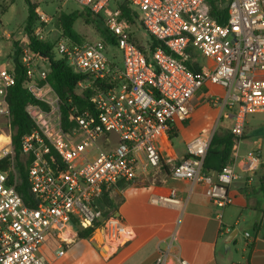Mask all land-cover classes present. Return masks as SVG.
Wrapping results in <instances>:
<instances>
[{
    "label": "built area",
    "instance_id": "obj_1",
    "mask_svg": "<svg viewBox=\"0 0 264 264\" xmlns=\"http://www.w3.org/2000/svg\"><path fill=\"white\" fill-rule=\"evenodd\" d=\"M94 15H102L113 0H73ZM138 12L144 29L159 40L149 60L130 40L128 24L116 8L104 20L114 46L100 39L81 45L61 38L54 46L72 71L85 77L79 86L96 81L90 107L72 109L75 125L65 130L60 98L47 82L49 69L30 48L27 34L16 40L26 68V88L35 102L25 106L34 130L23 138L22 153L31 159L28 185L35 202L27 205L18 192L11 135H0V264H45L41 248L50 234L68 243L73 229L94 228L101 218L96 201L120 182L133 183L161 165L160 139L194 113L192 100L205 86L223 95L209 102L220 117L232 120L234 159L249 116L264 113V0H231L228 18L219 23L210 0H126ZM41 20L46 17L41 14ZM36 37L43 40L40 31ZM10 37V34H5ZM120 51L121 68L110 58ZM202 61L199 72L190 65ZM15 83L11 68L0 67V118L10 119L7 96ZM95 89V88H94ZM212 136L199 135L187 143V157L172 169L175 178L204 186L205 196L220 211L233 204L229 187L261 164L247 153L242 170L229 164L213 178L204 168ZM13 173V176H11ZM157 206L182 210L183 201L172 189L151 198ZM104 244L117 249L133 232L118 216L103 222ZM250 233L246 237L250 238ZM153 264H192L161 251Z\"/></svg>",
    "mask_w": 264,
    "mask_h": 264
},
{
    "label": "crops",
    "instance_id": "obj_2",
    "mask_svg": "<svg viewBox=\"0 0 264 264\" xmlns=\"http://www.w3.org/2000/svg\"><path fill=\"white\" fill-rule=\"evenodd\" d=\"M2 57L0 53V67L6 68L9 63ZM204 88L206 91L198 92L197 103L192 102L196 107L192 118L175 128L176 138L182 137L184 147L176 148L171 143L173 138L167 135L158 142L160 166L167 165L169 173L161 168L153 179L149 178L154 169L133 183L120 182L104 191L96 202L101 213L118 216L126 223L133 232L131 240L117 249L104 244L105 249L99 250L94 246L97 239L103 240L96 232L98 228L89 238H80L78 230L73 229L66 244L50 234L41 248L45 264H153L161 251L192 264H264V113L248 117L239 157L234 159L237 169L242 170L244 156L255 152L261 164L252 173L243 172L242 178L229 187L234 199L229 207L220 211L205 196L203 185L179 180L172 174L173 167L185 158L190 140L214 134L207 133L220 117V109L201 106L200 102L211 95H223L224 91L211 85ZM197 110L198 117L194 119ZM201 113L211 116L210 121L202 120ZM209 173L215 178L218 172ZM172 189L183 201L182 210L151 203V198ZM236 229L238 234L227 246V239Z\"/></svg>",
    "mask_w": 264,
    "mask_h": 264
},
{
    "label": "trees",
    "instance_id": "obj_3",
    "mask_svg": "<svg viewBox=\"0 0 264 264\" xmlns=\"http://www.w3.org/2000/svg\"><path fill=\"white\" fill-rule=\"evenodd\" d=\"M224 1L226 3V6L222 7V3ZM230 1L231 0H210L212 5L211 13L219 23L226 22L228 18V4ZM27 3L29 16L27 19L25 31L30 40V48L37 55L43 58L44 61L47 62L49 68L47 82L51 84L60 98L63 127L68 131L75 125V122L72 119V109L81 112L84 109L90 107V98L94 94V91H97L96 88L106 89L110 85H108L107 83L96 81L94 85H92V88L83 91V93H78L77 88L79 87V83L83 81L85 77L74 73L66 63L65 59L56 58L54 46H52L51 43L40 40L36 37L34 26L39 20L36 13V7L33 6L28 0ZM115 4H117L116 8L121 12L122 17L126 19L129 26L137 23V21L139 20L144 29V26L140 19V15L128 1L116 0ZM83 9L85 10V15L89 19L102 17L101 15L97 16L92 14L86 8ZM77 14L78 13L60 15L56 21V25L63 33V38L68 39L72 43L81 45L84 42H82V39L76 30V24L79 18ZM145 32L149 35L148 41L150 46L148 53H146L136 44L130 32L129 38L150 60L153 53L157 49H164V45L159 40L151 36L146 30ZM100 34L103 37L101 39L108 44L112 46L116 44L115 38L112 37L105 28H100ZM194 57L198 60L197 62H194L192 65H190V68L194 72H199L201 69L200 65L202 64V59L198 55H195ZM11 60L13 61L11 62V71L15 76V83L9 89L7 101L10 110L9 127L12 131L11 137L13 144V161L15 165V172L19 179L17 186L18 192L22 195L26 204L31 206L35 202L34 196L32 195L28 185V171L31 159L22 153V142L23 138L26 135H29L34 130V124L26 114L25 106L28 103L35 101L29 93V90L26 88L27 72L26 68L21 63V50L18 47L17 43H15L12 50ZM220 120L221 122L226 121V119L224 118H221ZM169 136L171 138L176 137V131H171ZM233 146L234 140L232 132L230 130L222 134L217 132L214 133L207 151L206 158L204 160V168L209 172H220L223 167L234 163V157L232 153ZM169 151L171 152L170 148ZM186 157L187 154L185 158ZM161 168H163L162 171H164L165 173H169L167 165L159 166L157 169H155V172L150 173L149 178L153 179L155 177L156 171L161 170ZM11 176H13V173H11ZM145 184H148V181H146ZM136 185L140 186L139 184ZM95 208L97 211H99L96 204ZM100 214L101 218L105 216V219L113 216H106L101 212ZM101 226L103 227V223L98 221L94 228L88 230H78V236L80 238H89L93 236L95 230L97 228H101Z\"/></svg>",
    "mask_w": 264,
    "mask_h": 264
},
{
    "label": "rangeland",
    "instance_id": "obj_4",
    "mask_svg": "<svg viewBox=\"0 0 264 264\" xmlns=\"http://www.w3.org/2000/svg\"><path fill=\"white\" fill-rule=\"evenodd\" d=\"M33 6L36 7V13L38 15V21L34 26V30L40 31L43 40L55 46L57 42L63 38V33L59 30L56 25V21L58 17L62 14H73L78 13L79 17L76 24V30L80 35L82 42L84 43H92L103 38L100 34V28L104 29V20L112 15L113 11L116 9L115 1L113 0L110 5L104 10L102 13V17L89 19L85 15V10L75 1L73 0H28ZM225 1L222 3V7H225ZM44 15L46 20H41L40 16ZM29 16L28 11V3L27 0H0V53H2V59L6 61L8 66L6 68H11V51L14 48L16 40L20 38L22 35L26 34L25 27L27 23V19ZM128 31L132 34V38L136 42V44L143 49L146 53L149 50V35L145 32L139 20L137 23L129 26ZM5 34H10V37H6ZM56 58H59L56 55ZM110 58L114 59V61L122 68L123 67V58L122 53L118 50L112 51L110 53ZM202 61L205 62L204 59ZM39 70H48V65L46 61H40L38 64ZM91 88L89 86V82H85L82 86L80 85L77 88L78 93H83V91ZM199 91H206L203 87ZM198 91V92H199ZM196 93L193 103L196 104V98L199 97L200 94ZM201 106H207V108H214L209 102V97L205 98L200 102ZM195 107V105H194ZM196 108V107H195ZM205 113H201V119H205L206 121H210L211 116L204 115ZM198 115V110L196 111V116ZM205 122V121H204ZM194 124V123H193ZM192 124V125H193ZM199 122L196 124L198 125ZM232 121L227 119L226 121L221 122V120L216 119V123L214 124L213 129L209 130L207 134L220 133V129L226 131H231ZM11 135L12 131L9 127V121L3 118H0V135ZM172 145L176 148L184 147L182 142V137L173 138L171 140Z\"/></svg>",
    "mask_w": 264,
    "mask_h": 264
},
{
    "label": "water",
    "instance_id": "obj_5",
    "mask_svg": "<svg viewBox=\"0 0 264 264\" xmlns=\"http://www.w3.org/2000/svg\"><path fill=\"white\" fill-rule=\"evenodd\" d=\"M11 62H13V61L11 60ZM241 229H242V228H241ZM96 232H97V234H98L100 237H103V236H102V233H103V228H102V227H101V228H98V229L96 230ZM238 232H239V230L236 229V230H234L233 233H231V235L229 236V238H228L227 241H226V245H227V246H229V244H230L231 241L236 237V235L238 234ZM96 241H97V242L94 243V246H95L97 249H99V250H103V249H105V248L103 247V245H104L103 240L101 241V240L97 239Z\"/></svg>",
    "mask_w": 264,
    "mask_h": 264
}]
</instances>
